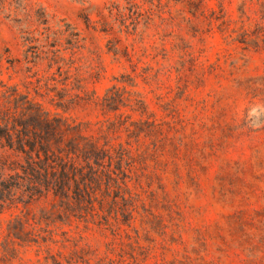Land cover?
<instances>
[{
    "label": "rangeland",
    "instance_id": "1",
    "mask_svg": "<svg viewBox=\"0 0 264 264\" xmlns=\"http://www.w3.org/2000/svg\"><path fill=\"white\" fill-rule=\"evenodd\" d=\"M200 1L195 12L170 2L135 36L118 24L113 35L98 30L99 17L123 0H38L53 28L64 21L82 38L76 67L92 95L67 111L44 101L46 111L80 126L68 138L91 135L103 120L96 103L117 87L119 112L129 115L132 134L121 128L114 142L130 145L124 181L146 213L117 217L135 246L124 264H264V0ZM26 51L0 15V82L23 91L41 78L47 62L28 64ZM19 208L29 219L41 210L57 217L51 198ZM18 213L0 215V252ZM84 237L97 256L112 242L118 260L110 232ZM10 249L15 263L36 260L32 245Z\"/></svg>",
    "mask_w": 264,
    "mask_h": 264
},
{
    "label": "trees",
    "instance_id": "2",
    "mask_svg": "<svg viewBox=\"0 0 264 264\" xmlns=\"http://www.w3.org/2000/svg\"><path fill=\"white\" fill-rule=\"evenodd\" d=\"M123 2V7L109 6L107 19L99 17L100 32L113 35L118 24L122 32L136 36L138 28L148 26L170 2L194 12L201 5L200 0ZM0 15L16 28L27 50L28 64L47 62L41 78L25 81L23 91L0 82V215L19 212L11 214L6 223L0 264H27L8 257L14 245L35 247L36 260L28 264H124V256L135 259V246L130 236L122 234L117 217L129 219L139 209L146 213V207L124 181L128 176L122 164L131 160L130 145L114 142L115 132L121 128L132 134L126 126L129 115L119 112V88L112 87L96 103L103 120L97 122L94 133H76L68 138L66 132H76L80 126H72L56 115L51 117L42 102L67 111L91 100L83 74L76 67L82 38L64 21L53 28L38 0H0ZM117 44L113 38L112 45ZM53 66L56 77L50 78L46 75ZM48 198L53 199V215L57 216L53 221L45 210L29 219V214L19 208ZM72 220L76 223L74 230L64 231ZM25 227H30L29 233H24ZM107 231L113 242L120 243L118 260L113 258L116 249L112 242L106 243L101 256L85 242L87 232L106 238ZM135 244L137 248L138 239Z\"/></svg>",
    "mask_w": 264,
    "mask_h": 264
}]
</instances>
